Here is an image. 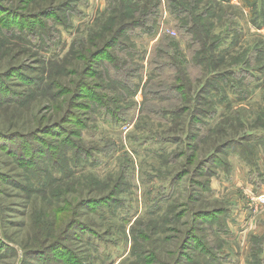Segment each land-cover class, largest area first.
Here are the masks:
<instances>
[{
	"label": "rangeland",
	"instance_id": "374dc122",
	"mask_svg": "<svg viewBox=\"0 0 264 264\" xmlns=\"http://www.w3.org/2000/svg\"><path fill=\"white\" fill-rule=\"evenodd\" d=\"M262 191L264 0H0V264H264Z\"/></svg>",
	"mask_w": 264,
	"mask_h": 264
},
{
	"label": "built area",
	"instance_id": "2783aa9c",
	"mask_svg": "<svg viewBox=\"0 0 264 264\" xmlns=\"http://www.w3.org/2000/svg\"><path fill=\"white\" fill-rule=\"evenodd\" d=\"M171 32H172V33H175L173 30H172ZM259 200H260L261 202H264V194H262V195L259 196Z\"/></svg>",
	"mask_w": 264,
	"mask_h": 264
},
{
	"label": "trees",
	"instance_id": "16d2710c",
	"mask_svg": "<svg viewBox=\"0 0 264 264\" xmlns=\"http://www.w3.org/2000/svg\"><path fill=\"white\" fill-rule=\"evenodd\" d=\"M246 6H248L249 8H251V6L249 5V3L248 2H246ZM261 18H263V16H260ZM221 37H222V35H221ZM226 55H228V54H226Z\"/></svg>",
	"mask_w": 264,
	"mask_h": 264
},
{
	"label": "crops",
	"instance_id": "0c3cea01",
	"mask_svg": "<svg viewBox=\"0 0 264 264\" xmlns=\"http://www.w3.org/2000/svg\"><path fill=\"white\" fill-rule=\"evenodd\" d=\"M262 192H264V191H262Z\"/></svg>",
	"mask_w": 264,
	"mask_h": 264
}]
</instances>
